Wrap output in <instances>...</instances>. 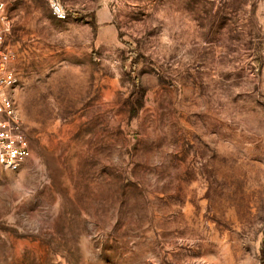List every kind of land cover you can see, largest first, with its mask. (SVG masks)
<instances>
[{
	"label": "rangeland",
	"instance_id": "374dc122",
	"mask_svg": "<svg viewBox=\"0 0 264 264\" xmlns=\"http://www.w3.org/2000/svg\"><path fill=\"white\" fill-rule=\"evenodd\" d=\"M0 1L32 149L0 264H264V0Z\"/></svg>",
	"mask_w": 264,
	"mask_h": 264
},
{
	"label": "built area",
	"instance_id": "2783aa9c",
	"mask_svg": "<svg viewBox=\"0 0 264 264\" xmlns=\"http://www.w3.org/2000/svg\"><path fill=\"white\" fill-rule=\"evenodd\" d=\"M52 16L61 22L70 14L61 0H47ZM14 20L10 5L0 1V171L18 172L32 156L17 105L21 88L12 49Z\"/></svg>",
	"mask_w": 264,
	"mask_h": 264
}]
</instances>
